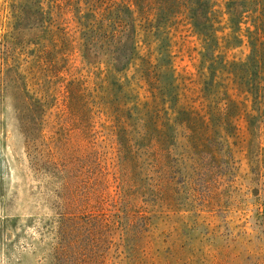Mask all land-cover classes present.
<instances>
[{
	"label": "rangeland",
	"instance_id": "rangeland-1",
	"mask_svg": "<svg viewBox=\"0 0 264 264\" xmlns=\"http://www.w3.org/2000/svg\"><path fill=\"white\" fill-rule=\"evenodd\" d=\"M0 264H264V0H0Z\"/></svg>",
	"mask_w": 264,
	"mask_h": 264
},
{
	"label": "trees",
	"instance_id": "trees-1",
	"mask_svg": "<svg viewBox=\"0 0 264 264\" xmlns=\"http://www.w3.org/2000/svg\"><path fill=\"white\" fill-rule=\"evenodd\" d=\"M110 24L111 30L106 28L105 25L97 28V32L92 30L94 33L88 38V46L95 44L98 37L105 40L104 45H110L114 47L115 62L114 67L118 71L124 70L131 62L135 53V38L137 36V27L135 18H121L119 15L117 17H111ZM208 22V19H207Z\"/></svg>",
	"mask_w": 264,
	"mask_h": 264
}]
</instances>
